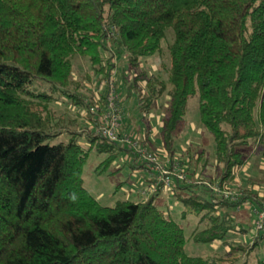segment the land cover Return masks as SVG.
I'll list each match as a JSON object with an SVG mask.
<instances>
[{
	"label": "trees",
	"instance_id": "16d2710c",
	"mask_svg": "<svg viewBox=\"0 0 264 264\" xmlns=\"http://www.w3.org/2000/svg\"><path fill=\"white\" fill-rule=\"evenodd\" d=\"M167 29L173 40L168 78L161 81L140 67L161 51ZM75 55L87 57L107 85L118 60L122 85L128 97L136 91L147 132L153 103L167 96L160 127L164 165L177 164L184 178L171 175L166 192L183 206L181 218L194 214L205 223L193 231L194 242H220L226 250L186 254L177 216L156 204L161 184L153 191L150 181L143 201L113 206L84 187L89 149L105 155L106 167L125 152L136 170L153 178L158 172L139 157L147 137L120 127V135L137 141L134 147L97 130L108 87L86 99L82 83L71 77ZM37 78L89 114L86 149L76 132L49 143L61 118L50 107L53 95L31 88ZM194 95L200 122L213 137L220 166L215 179L197 171L198 156L191 170L173 157V134ZM250 142L264 151V0H0V264H264V230L255 231L251 209L255 240H232L249 230L232 212L261 206L264 194L259 198L252 182L233 191L234 198L221 194L249 157L239 147Z\"/></svg>",
	"mask_w": 264,
	"mask_h": 264
},
{
	"label": "rangeland",
	"instance_id": "374dc122",
	"mask_svg": "<svg viewBox=\"0 0 264 264\" xmlns=\"http://www.w3.org/2000/svg\"><path fill=\"white\" fill-rule=\"evenodd\" d=\"M173 40L172 29H167L166 36L162 40L161 51L153 56L143 59L141 69L146 71L147 76L157 77L161 81H166L169 70V46ZM117 64L113 72L112 81L105 84L101 80V76L94 73L90 66L87 57L75 55L73 58V68L71 77L73 81H79L83 87L79 92L86 99H96L99 92L105 91L107 85L108 91L111 87L114 88V93L120 102L122 110L121 126L123 129L135 133L139 140L148 138L147 148L154 151L158 155L161 163L165 164L167 158L164 156L165 151L163 140L160 133L161 119L165 115L168 106V98L163 95L153 103L152 110L148 115V124L151 126L149 132L146 131L145 122L139 123L141 117L140 111L137 109L136 91L133 95L127 96L126 89L122 85L119 76L121 64L116 59ZM32 89L37 91H45L53 95V101L50 107L54 110L56 116L60 115V126L55 127L52 133H57L55 138L49 143L55 144L66 142L72 132L81 135L80 143L84 149L87 148L85 135L88 130H91L89 125V114H86L83 109H78L70 101H66L60 93L51 91L49 83L34 79ZM173 147L175 148L174 159L183 160L184 167L189 170L193 169L198 156L197 171H202L204 178H218L220 166H217L214 160V142L211 133L201 124L198 113V95L189 98L187 110L174 132ZM239 149L247 156L245 165L236 171L233 181L227 183L232 191H240L243 187L255 186L253 192H258V197L261 198L264 188V151L257 147L256 142H250L248 145L240 146ZM191 157V159H190ZM105 155H98L95 150H90L87 155V160L83 169L84 187L99 200L102 205L113 206L116 201L128 199L133 202H139L148 198L145 195V190L149 187L150 181H153V175L147 170H136L132 167V158L125 152H122L119 157L114 160L109 166L103 164ZM190 159V162L187 160ZM186 162V163H185ZM253 183L251 185L250 183ZM239 189V190H238ZM156 204L172 215L177 216V222L183 227L185 234L184 249L189 256L205 257L211 254L222 253L227 249L220 242H212L209 244L196 243L192 240L191 235L195 229H202L205 223L200 224L198 217L194 214H187L181 218L180 214L184 210L183 206L176 202L174 195L162 191L156 198ZM238 224L243 227H248V232L237 234L233 240L235 244L252 243L254 233L252 229V217L248 206L239 208L236 213L232 212ZM252 235V236H251ZM261 234H258L260 236ZM263 236V235H262ZM260 250L264 252V239L261 240ZM255 249L253 252H256ZM264 254V253H263ZM254 254H251L250 262ZM243 256V255H242ZM241 256V257H242ZM246 257V256H245ZM242 258V261L245 259Z\"/></svg>",
	"mask_w": 264,
	"mask_h": 264
},
{
	"label": "built area",
	"instance_id": "2783aa9c",
	"mask_svg": "<svg viewBox=\"0 0 264 264\" xmlns=\"http://www.w3.org/2000/svg\"><path fill=\"white\" fill-rule=\"evenodd\" d=\"M106 111L99 119V126L97 130H100L109 137L111 140L118 141L124 144L137 146V141L132 138L129 134H119V129L121 126L122 110L117 102V98L114 93V88L111 87L107 96ZM139 157L144 162L150 164L154 171L158 172L157 176H154L153 181L150 185L153 191L157 190L158 186L161 184L162 189L166 191L171 186V175H176L179 179H183L184 175L178 170V165L173 164L171 170H169L163 163L158 159L155 153H152L145 147L138 148ZM214 190L219 193V188L215 185ZM223 196L234 198V192L232 190L223 189ZM246 203V202H245ZM246 205V204H245ZM248 206V205H246ZM254 215V229L255 231L264 230V201L259 207L248 206Z\"/></svg>",
	"mask_w": 264,
	"mask_h": 264
}]
</instances>
